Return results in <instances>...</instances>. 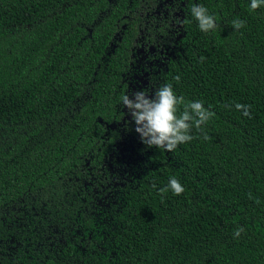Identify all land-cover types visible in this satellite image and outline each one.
I'll return each instance as SVG.
<instances>
[{
    "label": "trees",
    "instance_id": "obj_1",
    "mask_svg": "<svg viewBox=\"0 0 264 264\" xmlns=\"http://www.w3.org/2000/svg\"><path fill=\"white\" fill-rule=\"evenodd\" d=\"M166 84L215 113L172 152L120 100ZM0 264H264V6L0 0Z\"/></svg>",
    "mask_w": 264,
    "mask_h": 264
},
{
    "label": "clouds",
    "instance_id": "obj_2",
    "mask_svg": "<svg viewBox=\"0 0 264 264\" xmlns=\"http://www.w3.org/2000/svg\"><path fill=\"white\" fill-rule=\"evenodd\" d=\"M261 6H264V0H250L252 11ZM191 13L202 32L207 33L217 27L215 17L205 6L193 5ZM232 26L239 30L244 26V21L233 20ZM174 79L178 82L180 77L176 76ZM120 100L130 113L132 121L135 122V131L139 134L141 142L147 148H160L166 152H172L178 145L190 142L193 139V136L189 134L192 127L200 129L215 115L204 107L202 101L186 103L183 96L175 94L171 84L160 87L151 97L142 89L131 94H123ZM181 105H183V111H180ZM235 108L238 111L242 110L245 116L251 115L250 105L236 103ZM205 139L208 137L205 136ZM169 190L179 196L183 194L185 188L177 178L172 177L168 185L159 191L166 193ZM249 196L251 198V194ZM243 231V227H238L234 237L238 238Z\"/></svg>",
    "mask_w": 264,
    "mask_h": 264
}]
</instances>
